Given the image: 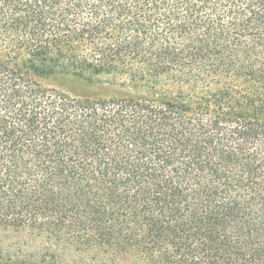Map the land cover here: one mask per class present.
Instances as JSON below:
<instances>
[{"label":"trees","instance_id":"trees-1","mask_svg":"<svg viewBox=\"0 0 264 264\" xmlns=\"http://www.w3.org/2000/svg\"><path fill=\"white\" fill-rule=\"evenodd\" d=\"M0 264H264V0H0Z\"/></svg>","mask_w":264,"mask_h":264},{"label":"rangeland","instance_id":"rangeland-1","mask_svg":"<svg viewBox=\"0 0 264 264\" xmlns=\"http://www.w3.org/2000/svg\"><path fill=\"white\" fill-rule=\"evenodd\" d=\"M70 85H72V87L76 90V86H79L81 83L77 82L75 79H70L69 80ZM72 95H74L75 93L72 91H69Z\"/></svg>","mask_w":264,"mask_h":264}]
</instances>
